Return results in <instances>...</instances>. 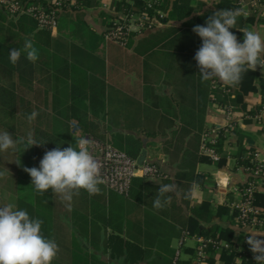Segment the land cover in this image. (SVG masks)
<instances>
[{
	"label": "crops",
	"instance_id": "crops-1",
	"mask_svg": "<svg viewBox=\"0 0 264 264\" xmlns=\"http://www.w3.org/2000/svg\"><path fill=\"white\" fill-rule=\"evenodd\" d=\"M119 1L123 0H68L57 27L49 32L48 47L32 34L19 32L23 43L26 39L32 40L39 50V59L32 63L22 54L17 63L12 79L19 109L13 117L16 123L50 129L60 116L69 117L70 126L79 121L92 122L106 141L134 140L140 147L138 160L157 165L163 175L145 180L150 187L143 201L111 193L100 185L101 194L90 197L81 191L69 210L59 197L54 198L51 189L42 196L31 185V177L23 168L34 167L30 159L33 147L22 157L17 150L0 152V162L6 172L0 178L5 190L2 205L15 203L18 210H26L31 217L43 221L42 232L54 239L60 249L52 264H72L74 244L86 253L91 264L94 259L104 264H131L126 260L124 249L117 254L106 246L108 237L114 234L148 244L147 248L141 247L147 249L148 258L134 264L173 263L180 240L188 231L148 204L157 195L156 185L164 179L175 183L180 194L173 195L163 211L168 208L166 212H170L172 204H179L183 192L178 183L184 180L176 178L178 160L172 161L168 155L183 118V105L177 97L184 91L185 53L180 49L184 41L174 35L185 29L187 21L205 24L206 20L197 19L205 15L208 19L215 11L240 8L247 15L238 17L236 28L230 29L238 42L242 43L243 32L239 30L243 29H254L264 38V0H190L189 18L135 33L128 45L122 47L103 37L110 23L121 16L115 8ZM167 1L171 4L174 0ZM257 71L264 77V71L259 67ZM261 78L254 79L255 91L249 92L239 104L234 103V87L210 82L204 126L205 130L217 129L214 149L218 160L201 153L210 161L198 163L195 173L206 179L198 184L199 192L189 202L190 207L208 202L212 212L209 220H199V228L208 230L218 225L229 229L231 241L224 238L218 241L240 250L247 244L249 231L264 232V229L239 230L230 209L231 203L239 199L237 190L246 185L248 168L252 163L264 166ZM95 90L103 92L102 99L94 96ZM33 111L39 115L29 124L26 117ZM11 135L13 138L24 136L19 132ZM25 187L29 189L28 195L22 191ZM256 191L264 193V178L257 181ZM218 207L228 212L216 214ZM194 246L191 240L184 242L179 264H193ZM221 253L212 251L207 264L211 261L226 264Z\"/></svg>",
	"mask_w": 264,
	"mask_h": 264
},
{
	"label": "trees",
	"instance_id": "trees-1",
	"mask_svg": "<svg viewBox=\"0 0 264 264\" xmlns=\"http://www.w3.org/2000/svg\"><path fill=\"white\" fill-rule=\"evenodd\" d=\"M146 4L147 0H123L117 2L115 8L122 16H124L135 11H143L146 8ZM155 11H161L165 15L161 22L167 23L169 21H182L189 18L192 13V8L190 6V0H174L171 4H169L167 0H160L159 3L154 5V9L147 10L149 18L155 14ZM206 18L207 15L201 16L197 21L207 20ZM13 20L16 21L13 22ZM112 23H110V25ZM0 24H6V26L13 28L18 34L19 32L26 35L32 34L37 41L45 47H48L50 44L48 37L50 31L37 30L35 22L30 17L21 16L16 19H10L0 10ZM185 25V29L178 32L176 31V34L174 35V37L177 36L184 41V46L180 47L185 53L183 59L184 77L182 79L184 91L177 97L179 103H182L183 105V118L181 119V125L179 126L178 137L172 144H170L172 151H169L168 153L172 161L178 160L179 172L176 174V178L184 180L183 183H178V186L180 185L183 192L180 203L172 204L170 212H166L168 208H166L165 211L155 210L153 208V202L149 203L148 206L161 215L171 219V221L177 223L180 226V229L187 230L190 235H202L204 237H210L216 241L224 238L230 242L232 232L229 229L221 228L218 225H213L208 230L199 228V220H209L208 216L212 212L209 203L205 201L197 206L190 207V199H187L184 196V193L187 192L193 181L202 184L206 179L203 175L196 174L195 170L198 163L210 161L208 157L201 154L200 144L201 136L206 131L204 126V113L205 106L209 101V85L211 82V80L206 82L202 81L199 74V68L194 59L196 51L202 44L200 37L192 31L193 27L196 25H194L193 20L187 21ZM197 25L205 24L199 23ZM133 35L134 34H132L131 37ZM12 48L13 47L11 46L0 43V131H8L11 134H17V132L23 128L24 130L20 131H22L24 136L28 131H32L34 133V138L38 142L45 143L42 146H33L30 157L32 165L39 168L40 160L43 158L45 151L52 150L56 147H61L63 149L67 148L69 145L75 147L78 139L70 134L71 126L68 123L69 117L67 116H60L54 123H52L50 129L34 128L32 125H22L15 122L13 117L16 116L19 109L17 108L15 84L12 82V79L14 72L17 71L18 64L14 66L10 63L9 52ZM256 78H261L258 71L249 70L245 74L242 83L237 87H234L235 104H239L243 97L249 92L255 91L253 81ZM261 91L264 102V77L261 78ZM93 94L99 99L103 98V92L101 90H95ZM77 125L81 131L92 140L100 143H108L114 148L123 151L131 158H139L140 147L135 145L134 140H121L115 138L106 141L99 133L96 124L88 121H79ZM145 180L146 178L134 177L131 181L128 194L122 196L141 201L143 196L149 193L148 190L150 184L145 183ZM168 183H171L170 180L164 179L159 185H156L155 188L159 189L161 184ZM254 204L258 207L264 208V193H259L255 190ZM187 212H189L190 215L187 214ZM223 212H228V210L223 207L216 208V214ZM105 224L108 225V222H105ZM44 236L48 238L46 234H44ZM130 239V236L122 237L119 234L110 235L106 241V246L110 249H114L117 254L122 253L121 250L124 249L126 251V260L131 264L148 258L149 253L148 251H145L147 249H141L142 246L147 248L148 244L140 241H130ZM230 246L233 247L231 244ZM73 249L74 254L72 256V264H91L89 262V257L82 251L79 245L74 244ZM208 249L211 252L214 251L210 246ZM221 256L224 261H226V264H233L236 258H239L240 262L238 264L255 263L248 244H246L243 250L240 251L232 250L231 253L228 251H222ZM93 261L94 264H104L97 262L95 259ZM211 264H213L212 261Z\"/></svg>",
	"mask_w": 264,
	"mask_h": 264
},
{
	"label": "clouds",
	"instance_id": "clouds-1",
	"mask_svg": "<svg viewBox=\"0 0 264 264\" xmlns=\"http://www.w3.org/2000/svg\"><path fill=\"white\" fill-rule=\"evenodd\" d=\"M247 15L243 9H224L215 11L206 20L205 25H196L192 31L202 41L194 59L199 68L202 81H219L228 87H237L242 83L245 74L259 67L264 71V38L256 30L243 29V42L230 31L236 28L237 19ZM36 63L39 50L31 39H26L22 49L12 48L9 60L16 65L21 55ZM38 112L33 111L26 117L32 124ZM28 131L25 136L15 137L8 132H0V152L17 150L23 146L24 151L33 146H42ZM93 141L80 138L76 146L56 147L45 151L39 168L24 167L23 171L31 177L35 191L44 195L49 189L53 196L70 210L74 197L83 190L90 197L101 194L100 185L105 183L101 165L90 150ZM16 164H20V161ZM6 172L0 171V178ZM199 192L195 181L184 193L185 198L193 199ZM175 183L161 184L153 200L157 211L170 204L173 195H179ZM43 221L33 218L26 210L17 209L15 203L0 205V264H52L59 254V245L54 239L46 238L42 232ZM246 243L256 264H264V232L249 231Z\"/></svg>",
	"mask_w": 264,
	"mask_h": 264
},
{
	"label": "built area",
	"instance_id": "built-area-1",
	"mask_svg": "<svg viewBox=\"0 0 264 264\" xmlns=\"http://www.w3.org/2000/svg\"><path fill=\"white\" fill-rule=\"evenodd\" d=\"M160 0H147L146 8L140 12H133L124 15L120 19L113 21L103 33L106 41L125 47L132 34L143 33L155 29L162 24L165 15L161 11H155L149 18L147 10L154 9V5ZM68 0H0V10L10 19H16L21 16L30 17L37 30L53 31L58 24L60 13ZM242 1H240L241 3ZM230 112L227 117L229 118ZM73 137L89 138L83 134L76 123L71 124ZM217 129L206 130L201 136L200 151L213 160H218L214 146L216 143ZM92 154L101 165L102 176L105 180L103 186L107 191L127 195L130 189L131 181L134 177L141 178H161L163 177L159 167L146 160L131 158L123 151H120L108 143H100L92 140ZM249 178L246 185L238 189L239 199L230 205L237 228L242 231L264 229V208L254 204V193L256 183L264 178V166L259 163H252L248 168ZM186 240H191L195 244V259L193 264H207V258L210 255L208 247L214 251H240L230 244L221 243L210 237L199 235H190L184 233L179 246L182 247ZM175 252L173 263L179 264L181 257V248ZM239 258L234 260L233 264H238Z\"/></svg>",
	"mask_w": 264,
	"mask_h": 264
},
{
	"label": "rangeland",
	"instance_id": "rangeland-1",
	"mask_svg": "<svg viewBox=\"0 0 264 264\" xmlns=\"http://www.w3.org/2000/svg\"><path fill=\"white\" fill-rule=\"evenodd\" d=\"M122 16H120L119 18H117L116 20L120 19ZM115 20V21H116ZM262 36H264V31L262 33ZM0 43L7 45V46H11L13 48H18V49H22L23 48V41L20 38L19 34L11 27H8L5 25L0 24ZM20 130H24L23 128H21ZM18 131L19 133H22V131ZM2 132V131H0ZM18 153L21 155V157L24 155L25 156V151L23 147H20L17 149ZM24 158V157H23ZM4 164L2 162H0V171H3L4 169ZM28 187H25L22 189L23 192H26V194L28 195ZM5 195V190H4V186L2 181L0 180V205H2V200H3V196Z\"/></svg>",
	"mask_w": 264,
	"mask_h": 264
}]
</instances>
